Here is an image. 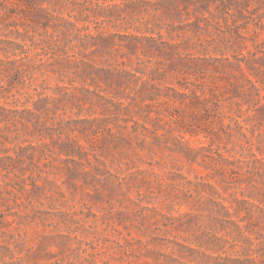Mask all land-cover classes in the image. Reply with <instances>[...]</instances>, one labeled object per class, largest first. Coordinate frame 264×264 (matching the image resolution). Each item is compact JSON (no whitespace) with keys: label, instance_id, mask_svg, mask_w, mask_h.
<instances>
[{"label":"rangeland","instance_id":"374dc122","mask_svg":"<svg viewBox=\"0 0 264 264\" xmlns=\"http://www.w3.org/2000/svg\"><path fill=\"white\" fill-rule=\"evenodd\" d=\"M72 1L0 18V264H264V0Z\"/></svg>","mask_w":264,"mask_h":264},{"label":"trees","instance_id":"16d2710c","mask_svg":"<svg viewBox=\"0 0 264 264\" xmlns=\"http://www.w3.org/2000/svg\"><path fill=\"white\" fill-rule=\"evenodd\" d=\"M52 0H0V11H2L0 13V18L2 16H7L9 17V13H7V9H9L10 11L15 10V8L18 9V12L22 15V17H24V19L26 20V23H28V26H33V25H40L41 27H46L48 26V22H49V18L50 17H55L54 14H51L49 9L50 8H43L44 4H47V6H49V4L51 3ZM66 2L67 5H74L75 6V2L72 0H64ZM72 7L70 9V12H73L75 10V7ZM53 10V9H51ZM55 10V9H54ZM53 10V12H54ZM45 18H47L45 20ZM58 18V17H57ZM48 20V22H47ZM19 73L18 71L15 72V76H18ZM18 82H16L15 85H20L23 84V81L20 82V84H17ZM14 84V83H11ZM2 86H0V90H2ZM1 97V95H0ZM30 100V99H29ZM47 102L46 98H37V100L32 101V106H33V110H30L28 108L24 109L22 111V113H27L30 116H36L37 119L40 118V115H36V112L40 110L39 107H41L40 105L43 104V102ZM26 103H29L28 101ZM0 110L3 112H7L6 114H4L3 112H0V121H8L11 120L12 121H16L17 120V116H15L16 113H18L17 110H12V109H5L3 107L0 106ZM23 119H25L28 123H31V119L29 117H24ZM17 122V121H16ZM23 124V123H21ZM40 124V122H33V128L34 130L36 129V125ZM2 128H0L1 130ZM17 146V145H16ZM25 149H32L33 151L36 150V146L34 145H27L24 146ZM60 147V153H65L66 156L67 154H73L74 152L71 151H67V146L65 143H61ZM77 148H80L77 146ZM81 149V148H80ZM81 153V152H79ZM80 155V154H79ZM78 155V156H79ZM33 157V154H32ZM31 159V157H29ZM28 158V159H29ZM3 160H8L9 163L11 164V168L14 169L16 168V162H19L20 160L17 159V161L9 156H5V157H0V162H2ZM8 166V165H7ZM0 167H3V165L0 164ZM90 264H97L96 261L93 259V256H90ZM5 264H9V263H5Z\"/></svg>","mask_w":264,"mask_h":264}]
</instances>
